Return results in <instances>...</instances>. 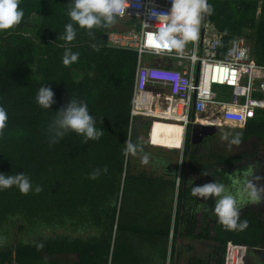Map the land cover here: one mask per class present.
Returning <instances> with one entry per match:
<instances>
[{"label": "trees", "instance_id": "1", "mask_svg": "<svg viewBox=\"0 0 264 264\" xmlns=\"http://www.w3.org/2000/svg\"><path fill=\"white\" fill-rule=\"evenodd\" d=\"M69 2L20 0L21 22L0 32V106L8 116L0 130V173L23 172L42 188L26 195L15 187L0 191V264L113 263L125 246L118 236L123 211L136 202L149 208L152 170L141 159L149 151L136 140L148 123L136 127L137 119L130 116L137 55L107 46L106 36L117 21L94 28L91 35L77 28L71 42L61 39L70 22ZM207 3L212 12L206 13V20L221 35L218 56L234 38L242 37L250 41L254 62L264 65V0ZM65 48L79 53L77 62L62 64ZM43 85L55 94L50 109L35 101ZM70 97L87 104L103 135L85 142L69 132L50 144L49 125ZM190 138L188 127L179 170L184 185L175 199L176 225L186 237L213 240L218 252L224 253L227 243L243 247V264H264V195L256 201L243 198L240 220L248 222L243 230L218 223L211 211L214 199L192 195V185L213 181L233 194L238 185L249 182L264 188V112H257L242 129L219 130L194 142ZM233 138L239 143H230ZM129 141L141 150L127 153ZM245 144L252 149L232 152ZM165 152L149 155L162 167L164 181L158 190L168 193L172 206L178 168L171 161L177 153ZM198 206L202 214L195 217ZM72 255L76 258L69 262Z\"/></svg>", "mask_w": 264, "mask_h": 264}, {"label": "built area", "instance_id": "2", "mask_svg": "<svg viewBox=\"0 0 264 264\" xmlns=\"http://www.w3.org/2000/svg\"><path fill=\"white\" fill-rule=\"evenodd\" d=\"M170 6V0H126V11L116 21L127 28L106 36L108 47L137 55L131 118L149 116L151 125L155 120L178 123L180 146L193 124L242 129L264 112V65L254 62L250 41L234 38L218 56L221 35L202 18L198 38L182 52L149 43L148 34L159 27L149 20L156 14L152 9L166 12ZM242 249L227 243L223 264H240Z\"/></svg>", "mask_w": 264, "mask_h": 264}, {"label": "clouds", "instance_id": "3", "mask_svg": "<svg viewBox=\"0 0 264 264\" xmlns=\"http://www.w3.org/2000/svg\"><path fill=\"white\" fill-rule=\"evenodd\" d=\"M20 0H0V32L10 30L14 25L21 22L24 11L19 7ZM170 8L165 11L152 9L155 16L149 15V20H155L159 24L151 34H148L149 43H154L162 48L174 49L182 52L186 43L195 41L200 32V24L203 14H210L212 6L207 0H170ZM67 8L69 23L64 26V33L61 36L66 42L75 39L77 28L86 30L89 35L94 28L107 27L115 23L116 18L126 11V0H70ZM78 52H73L70 48H65L62 55V64L69 66L77 62ZM54 92L50 87L41 86L35 95V101L43 109H50L55 103ZM57 115L49 125L50 144H54L65 134L73 132L83 136L87 140L99 139L103 132L95 127V120L88 111V106L83 100L70 97L69 102L55 112ZM8 119L7 112L0 106V130H3ZM227 139V135L224 137ZM230 143L238 144L239 139L233 138ZM141 150L140 146L126 142L125 151L135 153ZM142 163L150 162V155H142ZM163 165V161H159ZM96 172L91 174L95 179ZM106 171V169H105ZM234 184H238L233 180ZM15 187L21 194L41 192L39 185H33L30 178L23 172L19 174L0 173V191ZM192 195L203 198L207 201L214 199V206L211 208L217 217L218 223L226 229L243 230L248 227L246 220H240V205L243 198L256 201L264 195V188L258 189L249 182L243 186H237V192L233 194L223 183L216 181L202 185H192Z\"/></svg>", "mask_w": 264, "mask_h": 264}, {"label": "crops", "instance_id": "4", "mask_svg": "<svg viewBox=\"0 0 264 264\" xmlns=\"http://www.w3.org/2000/svg\"><path fill=\"white\" fill-rule=\"evenodd\" d=\"M133 119H137L136 127L143 122L148 123V128L150 126L149 116H138ZM148 128L137 132L136 140L146 145L149 154H157L159 150H166V155L171 151L177 153V156L173 155L171 161L178 168V173L174 176L172 206H170L168 193L158 190L161 188L159 182L164 181V178H161L163 176L162 167L153 161L154 157H150L149 171H152L149 173V180L153 181V185L150 184L152 189L149 193V208L148 206H137V202L133 207L124 208L121 218L122 227L120 231L118 229V236L125 246L120 248V254L116 255L114 262L111 263L109 259L108 264H218L220 258L223 259L224 253L223 251L218 252L217 244L213 240L205 242L206 240L199 238L186 237L180 226L176 225L175 199L178 190L184 185V176L179 175L184 146V143L180 146L183 128L178 123H166L160 120H155L150 126V131ZM180 209L182 210L183 207ZM201 214L199 206L194 209L195 217H200ZM198 226H200L199 223ZM127 240L134 245L130 246ZM241 257L245 259L244 251ZM75 258V255L70 256L69 262Z\"/></svg>", "mask_w": 264, "mask_h": 264}, {"label": "water", "instance_id": "5", "mask_svg": "<svg viewBox=\"0 0 264 264\" xmlns=\"http://www.w3.org/2000/svg\"><path fill=\"white\" fill-rule=\"evenodd\" d=\"M203 19H206V13L203 14ZM149 125L151 126V124L149 123ZM150 126L148 128V130L150 131ZM147 130V131H148ZM219 131V129L217 127H205L202 125H198V124H193L189 127V135H190V139L194 142L197 139H200L201 137H206V136H212L214 134H216ZM147 136H149V132H147Z\"/></svg>", "mask_w": 264, "mask_h": 264}, {"label": "rangeland", "instance_id": "6", "mask_svg": "<svg viewBox=\"0 0 264 264\" xmlns=\"http://www.w3.org/2000/svg\"><path fill=\"white\" fill-rule=\"evenodd\" d=\"M113 28H115V29H117V30H124V29L127 28V26H126V25H123L122 23H116V24L113 25ZM155 93H159V92L155 91ZM159 94H161V93H159ZM252 147H253V146H251V144H245V145H242L241 147H239V148L233 150L232 152H238V151H250V150L252 149ZM239 258H240L239 263H240V264H243V262H242V257H241L240 254H239Z\"/></svg>", "mask_w": 264, "mask_h": 264}, {"label": "flooded vegetation", "instance_id": "7", "mask_svg": "<svg viewBox=\"0 0 264 264\" xmlns=\"http://www.w3.org/2000/svg\"><path fill=\"white\" fill-rule=\"evenodd\" d=\"M251 264V263H250Z\"/></svg>", "mask_w": 264, "mask_h": 264}]
</instances>
